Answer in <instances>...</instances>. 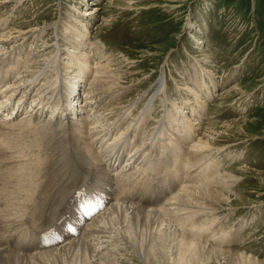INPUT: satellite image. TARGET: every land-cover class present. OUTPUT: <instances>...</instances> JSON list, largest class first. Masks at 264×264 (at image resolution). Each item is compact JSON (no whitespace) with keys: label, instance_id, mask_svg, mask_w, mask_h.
<instances>
[{"label":"rangeland","instance_id":"obj_1","mask_svg":"<svg viewBox=\"0 0 264 264\" xmlns=\"http://www.w3.org/2000/svg\"><path fill=\"white\" fill-rule=\"evenodd\" d=\"M94 7L101 9L99 16L88 17L86 14L92 12ZM51 17L58 18L57 21H61V26L67 27L66 38L71 35L70 28L71 30L76 28L75 42L82 44L88 41L87 50L85 48L80 56L87 59L89 65L96 66L100 62L101 65L98 66L106 65L105 70L107 68L110 72L127 78L126 81L121 79V87H124L126 92L117 102L130 106L129 120L122 128L137 127L136 130L134 129L136 133H133L139 139L141 138L137 144L141 147L143 145L155 147L154 137L156 133L159 135L161 133L162 136L158 135V137L163 142L159 141L157 152L152 153V150L148 152L152 161V170L148 171L154 173L160 168L163 179L166 177L167 181H175L173 192L167 193L161 207L169 203L172 199L170 197H174L180 189L191 185L192 176L195 178L197 175L195 167L190 168V164L192 165L190 153L193 150L191 147L198 144L197 142L202 138L204 141H209L210 145H213L205 153V158L203 157L201 165L205 171H202V179L208 181L218 175L231 178L233 182L220 185L222 188L218 187L228 199L231 209L227 208L228 206L223 208L214 206L212 210L218 213L211 216L216 220L213 224L205 222L208 220L206 216L199 215V218L196 214L192 217L189 213L176 215L175 220H178L179 225H183L186 229H191L193 227L191 225L202 224L203 220L205 223L203 227L191 229L195 237L211 240L216 232L223 231L226 233L224 236H227L223 239V241L226 239V243L221 242L222 247H220L215 241L211 242L215 248L238 251L261 261L259 264H264V0H35L27 6L1 16L0 22L8 21L5 27L4 25L0 27V35L6 28H11L29 18L33 20L27 24L26 29L38 21L43 22L40 27L50 25V28H53L54 20L50 19ZM106 20L109 25L105 26ZM47 34L36 42H30L23 49L16 50L15 47L11 49L14 50L13 57L17 62L16 67L13 68L11 58L10 63L12 64L8 68L14 69L18 78L20 72L27 70L25 64L29 60L39 59L42 64L52 56L54 48L49 49V46L59 45L58 37H56L55 30L52 31L48 40ZM198 38L202 39L203 44L196 43ZM64 49L73 51L68 45L64 46ZM87 53L95 59L94 62L84 55ZM99 56L105 58L100 61ZM69 59L70 55H66L64 64L70 65ZM5 65H1L0 70ZM72 65L71 72L75 71V66H77L74 63ZM45 67L44 64L42 69ZM57 67L58 63L52 69L53 72ZM52 70L50 73L48 70L43 73L44 79H39L37 92H39L40 85H43L41 89H44L45 85L48 86L46 78L49 74L51 77ZM203 70H210L213 73L207 75ZM28 71L31 72V68H28ZM31 75L32 73L27 76V80L35 79L34 75ZM94 76L92 74L91 78L86 79L87 83H83L84 87L82 86L83 89L79 92L82 96H84V91H89V83ZM60 77L62 78L63 74L55 77L54 81ZM165 77H168V82L165 80L162 86L159 85L158 91L156 82L159 83V80ZM203 81L211 89L204 88ZM234 87L239 88L240 91L228 96L227 93ZM193 90L198 93V102L193 97ZM97 97L94 95V101ZM199 101L205 104L204 109L200 107ZM101 112L103 111H100L99 116L101 117L99 118H103ZM170 119L173 124H176L174 128L168 125L171 122ZM182 120L184 122L179 126L182 128L186 124L190 130L193 129L190 136L196 142L186 147L185 152L181 154L178 152V155L172 146H174L175 136L183 134L179 130L180 127H177L179 121L182 122ZM92 122L91 127L94 126V121ZM163 125L168 128L166 129L169 133L168 137L161 132ZM50 132H47V136L50 134L48 139H43L45 143L42 144L43 141H40L37 145V161L40 164L38 172L48 168L43 161L49 153L48 146H52L54 150L58 143L57 140L60 139V137H55L59 135L57 131L51 130ZM47 143L48 145H45ZM29 148V146L26 147L27 150ZM158 152L159 154L166 152L168 158L163 153L162 157H165L163 161ZM145 163L144 161L146 168L143 167L142 171L147 169ZM40 172L37 181L44 179ZM175 172H178L176 176L178 180L174 176ZM155 177L157 178V175L153 176L157 182L158 178ZM137 182L129 184L126 190ZM180 183L182 188H180ZM228 184L230 187L225 186ZM145 209L149 208L145 207ZM211 227L216 231H207ZM234 239H237L236 242ZM72 240L74 239L68 242ZM13 245L8 246L12 249L17 248V251L22 252L20 254H29L28 249L20 246L21 250L18 245ZM97 247L100 248V245ZM144 249L145 247H142V251H145ZM121 253L127 255V260L118 259L115 264H141L134 250L129 249ZM87 257L83 253H77L75 256L66 254L57 260L44 258L23 261L21 264H40V260L43 264H88Z\"/></svg>","mask_w":264,"mask_h":264},{"label":"bare ground","instance_id":"obj_2","mask_svg":"<svg viewBox=\"0 0 264 264\" xmlns=\"http://www.w3.org/2000/svg\"><path fill=\"white\" fill-rule=\"evenodd\" d=\"M32 2H35V0H0V17L5 15L6 13H9V11L10 12L15 11V9L16 10L20 9L21 7L27 6ZM176 7L178 8L179 6ZM176 7L175 9H177ZM94 8L93 11L91 10L92 12L86 14L88 17L92 15L99 16L101 9L98 10L96 7ZM50 19H53V17H51ZM31 20H33V18L25 19L21 23H18L15 26H11V28L8 27V29L6 28L3 31L2 35H0V66L6 64L0 70V92L8 91L7 93L8 96L7 97L3 96L4 99L1 101L0 108L6 109V107L10 103L9 100H11V97L16 93H17V98L19 100H24L26 102H29L31 100L32 104L36 103L39 97H44L45 106H49L50 102L48 101V98L50 100L52 95L55 93L60 98L63 99L65 105H62V107L65 108L66 114L69 115L71 112H73L75 104H77L74 103V101L77 100L76 97L77 94L79 96V92L83 89L84 87L83 83H87L86 79H88L89 77L91 78V75L94 74L95 75L94 78L89 83L90 85L89 91L91 93H89V91H84V96H79L83 100V103L87 105V107H85V109H82L81 111L80 110L76 111V115H74L73 117L72 116L70 118L68 117L71 120V123L74 126L75 130L80 132L79 134H76L78 135L79 138L78 142L80 141L78 145H80L81 148H85L90 151L91 147L89 143L91 142L88 141L91 138L95 140L94 138L95 136L100 135L104 130L108 131L109 129H112L113 127L115 131L117 127L121 128L122 133H119L120 130L119 131L117 130L114 134L116 139H114V141L112 142H108L106 144L105 149H107V147L113 144L115 141L123 138L121 137L123 134H124L123 136H125L126 134L131 133L133 136V133H136L135 130L137 129V127L133 128L131 126H128L127 128H122L124 121L121 122L118 121L121 115H124V118L128 119V112L130 110L129 104L125 103V105H122V103L120 104V102H117L120 99V97L126 92L124 90V87H121V82L126 81L127 78L123 75H121L122 77L118 76L117 74L107 70V68L105 70L106 65L103 66L104 68L98 66L101 65L100 62L96 66L89 65L88 60L80 56V53H83L82 51L87 47L88 41L85 43L83 42L82 44L75 42L74 37L76 36L75 33L77 31L76 28H74L73 30H71L70 28L71 35H68V37L66 38L65 32L67 30V27L64 28L65 26H61V21L60 22L57 21L58 18L53 19L54 20L53 28H50L51 27L50 25H44L40 27L43 24V22L38 21L34 23L29 29H26L27 24L30 23ZM7 21L8 20H4L0 22V27L3 25L5 27ZM104 24L105 26L109 25L107 20L105 21ZM53 30H55L56 37H58L59 45H55V47L49 46V49L54 48L53 54H51L52 56L48 59L46 63L44 62L42 64L39 62L40 61L39 59L29 60L25 64V68L27 70L20 72L21 75L19 73L20 77L18 78L14 69L8 68L10 67L9 65L12 64L10 63L11 58L14 65H16L17 62L13 57V54H15L14 50L11 49L14 47L16 48V50L23 49L30 42L38 41L39 38H41L47 33H48L47 34V40H48ZM87 33L89 32L87 31ZM80 38L82 39V41L84 40L81 34H80ZM86 40L88 39L86 38ZM196 43L203 44V41L202 39L198 38L196 40ZM66 45H68L69 48L73 49V51L64 49V46ZM46 48H48V46ZM66 55L67 56L70 55L71 58L70 65L64 64V59ZM84 55L87 56L91 62H94L93 60L95 59H93V57L91 58L89 53ZM103 58L105 57L99 56L100 61ZM57 63H58V67L56 71L54 70L53 72L52 69L54 68L55 65H57ZM73 63L78 65L79 68H75V71L71 72L70 69L72 68ZM44 64L46 65V67L42 69ZM28 68H31V72L28 71ZM68 69L70 71H68ZM46 70H48V73H50V71L52 70L51 77L49 74L48 78H46V81L48 82V86L45 85L44 89H41L43 85H40L38 87L39 92H37L38 90L36 89H37L38 81L39 79L44 77L42 75L43 73H45ZM203 72L207 75L213 73L210 70L209 71L203 70ZM30 73L34 75L35 78L34 80H29V79L27 80V76H29ZM61 74H63V77L57 79L58 83L54 88L53 83L56 81V80L54 81V78L55 77L57 78V76H61ZM10 76H15L17 81H14V77L11 78ZM167 78L168 77H165V79L162 78L161 80H159V83L156 82L157 84L156 86H158L157 88L158 91H159V85L162 86L165 80L167 81ZM19 79H23V81H19ZM202 85L204 86V88L211 89L210 87L207 86L206 82L204 81ZM71 87L74 90H76L77 93L73 102L69 103L67 106L66 96L64 93L68 92L69 88ZM236 91H240V89L234 87L227 94L228 96H232V94H234ZM93 93L95 96H98L97 100L95 99V101H94ZM192 93L194 95L193 96L194 99L196 100V102H198L199 100L198 93L195 90H193ZM2 94L4 93H0V95ZM102 102L105 103L104 106ZM199 105L202 109H204L205 104H201V102L199 101ZM35 106L36 105L34 104L33 107ZM15 111H17L18 114L16 118H14ZM37 111L40 112L43 111V105L41 101L39 103ZM100 111H103L101 112L103 118H99L101 117L99 116ZM31 113L32 114L35 113V110H32ZM19 114H20V109L13 106L9 111H6V114H4V118L0 117V264H21L23 263V261H33L36 259H44V258H49V259L54 258L55 260H57L58 258L63 257V255L67 254V255L75 256L77 253H83L84 256H88L87 257V259L89 260L88 264H115V261L117 260L116 262H118V259L127 260V255L122 253L120 254V252L129 251V249L134 250L137 253L138 255L137 257L140 259L141 264H152V263L154 264H259L261 262L256 260L254 257L248 256L247 254L240 253L238 251L233 252L231 250H221L215 248L211 244V242L215 241L216 244H218L217 246L222 247L220 243L225 242L226 240L225 239L223 241V239L227 237L224 236L226 233H223V231L216 232V234L212 237L211 240H203L200 239V237L199 238L195 237L193 235L192 230L193 228L203 227V224L205 225V223H203V220H202V224L191 225L193 226L191 227L192 230L188 228L187 230L186 228H184L183 225H182L183 227L180 226L178 220H175L176 215L179 216V214L189 213L192 214V217H194V215L196 216V214H198V216L199 215L206 216L208 220L206 221L204 220V221L205 222L208 221L213 224V222H215L216 220H214L215 217L213 218L211 216L215 215L216 212L218 213V211L212 210L215 208L214 206H220L222 208L224 206H228L227 208L231 209V207H229L230 204L228 203V199L225 198L224 194H222L223 192L218 189V187L223 186V184H226L227 182H233L231 178H228L226 175L225 176L218 175L216 177L214 176L208 179V181L206 179H202V175H203L202 171L203 170L205 171V169H203V165H201L203 164V157L205 158L206 156L205 153H207V151L211 149V145H213V144L210 145L209 141L208 142L204 141L203 138L197 142L198 144L195 145L193 144L194 146L191 147L193 150L190 153V162H192V165L190 164V168L192 169L195 167L194 170L197 171V175L195 176V178L192 176L191 185L190 184L189 186L186 185L185 188H183L182 190L180 189V191L175 196L172 194L174 197H170L172 199L170 200L169 198L170 200L169 203H165L163 207L160 208L158 207V209H145V207L135 203H128V202L121 203L120 201H116L114 203L112 199L109 207L106 210L96 214L92 218V220L86 223L83 230L79 229L80 232L79 234L74 236H69L66 241L57 245L55 248L50 250L40 251L39 253L38 252L33 253L29 251V254H24V253L20 254L22 252L17 251V248L16 249L13 248L15 249L16 251L15 252L12 249V247H9L13 244L11 245L9 244L8 246L6 241L12 240L11 242L17 243L19 247L23 246L25 249H28V247H35V244L37 243V239H35L34 237L25 238L26 235L29 232L33 231V229L37 230L38 227L44 229L51 226L53 221L50 220L49 222L48 218L52 213V211L58 208L62 204L65 196L69 192L76 190L78 186L76 180L73 179L72 175L74 174L68 169L62 168L60 164V157L57 154V152H55L52 149L53 148L52 146H48L49 153L46 155L45 160H43L44 164L48 168H45L44 171L41 172L39 171L41 175L43 174L44 179L41 181H37L39 177L38 169L40 168V164L37 161L38 160L37 145L40 141H43L42 144L45 143V140L43 139L50 136L51 130L46 131V129L40 127V126H44L43 122L42 121L37 122V118L32 117L31 116L32 114L29 115V119H27V116L18 119ZM84 115L86 117H83ZM92 121H94L93 127H91L93 125ZM172 122L173 121H171L170 124H168L170 125V128L172 127L174 128L176 125L175 123L173 124ZM183 122L184 120H182V122L179 121L177 127L181 125V123ZM32 123L35 124L36 126L33 125ZM166 129L168 128L164 127L161 132L163 135L168 137L169 133L167 132L168 130L166 131ZM47 132L48 133L50 132L48 136H47ZM158 135L159 134L156 133L154 137L155 138L154 141L156 142L155 147H153V145H143V147L139 146V148L136 149L135 151L132 150L133 159L136 158L137 160V164L134 165L135 171L137 172L142 171V168L144 167L142 161L145 160L141 159V155L147 147L148 149H151L153 152L157 150V145L160 141L159 137L161 133L159 137ZM55 137H60V136L56 135ZM171 137H173V135ZM217 139L220 140V138H216V140ZM59 140H57L58 143ZM46 142H48V140H46ZM104 142H105V138H102L100 145H103ZM48 143L45 145H48ZM173 144H175V146L178 149H181L183 146V142H173ZM28 146L30 148L27 150L26 147ZM166 147L164 148L166 149ZM172 152H173V148H172ZM92 153L93 156L96 154L93 150ZM163 153L165 154L166 152ZM163 153L159 154L158 152L159 156L161 155V157L162 155H164ZM165 157H167L166 154ZM164 158L162 159L163 161ZM94 159H95V170H97L99 168V164L101 163V161L98 162L97 157H94ZM89 160H91V158ZM158 161L160 162V158L158 159ZM82 163H85V161L83 160ZM156 163H153V165ZM176 163L177 162H175V164ZM4 166L5 169L2 170ZM185 168H187V166ZM124 170L125 169L123 167L121 172ZM186 172L187 171H185V173ZM105 174L109 176V173L106 172ZM175 178L177 179V177ZM198 180L203 183L198 185L200 183ZM229 184L225 186L230 187ZM95 187L97 189H100L101 191H106L107 188L106 183L104 182L97 183ZM180 188H182V184ZM37 191H40V196H39V200L36 202L33 200V198L36 196ZM189 220L188 222H190ZM195 230L198 232L197 229ZM207 231L212 232L216 230L211 227ZM10 232L17 233V235L11 234ZM198 235L199 234H197L196 236ZM71 239L74 240L68 242ZM65 242L68 243L64 244ZM40 244L41 241H39L37 247H41ZM98 245H100V248H102V250L97 247ZM101 245H104V247H101ZM142 247H145L144 249L145 251H142ZM19 249H21V247ZM41 262L42 260H40V264H43Z\"/></svg>","mask_w":264,"mask_h":264}]
</instances>
